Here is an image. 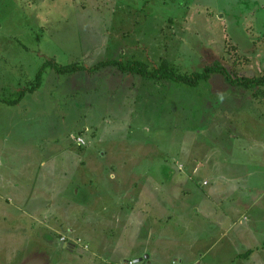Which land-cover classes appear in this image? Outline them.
<instances>
[{"label": "rangeland", "instance_id": "rangeland-1", "mask_svg": "<svg viewBox=\"0 0 264 264\" xmlns=\"http://www.w3.org/2000/svg\"><path fill=\"white\" fill-rule=\"evenodd\" d=\"M51 59L151 68L167 60L184 72L219 61L255 75L264 69V0H0V264H132L143 248L151 257L133 264H264V165L252 163L245 177L241 160L264 155V88L231 85L221 73L191 86L112 65L90 74L47 67L40 88L3 101ZM223 155L230 161L218 179L208 165ZM150 181L171 188L174 201L200 204L203 218L228 210L225 222L200 219L182 240L183 221L161 223L143 205L133 234L151 235L121 241L130 225L118 220L120 196ZM49 185L61 189L50 203L39 188ZM27 188L35 197L22 206L16 192ZM251 222L263 235L246 231ZM244 247L254 255L240 260Z\"/></svg>", "mask_w": 264, "mask_h": 264}, {"label": "crops", "instance_id": "crops-1", "mask_svg": "<svg viewBox=\"0 0 264 264\" xmlns=\"http://www.w3.org/2000/svg\"><path fill=\"white\" fill-rule=\"evenodd\" d=\"M87 73L90 74V72H87ZM30 111L36 112L35 110H30ZM16 150H17V152L20 151L19 153H22V154L25 153L24 150H21V149L19 150V146L16 147ZM10 153H13V152H10ZM217 157H218L217 159H219L218 162L209 164L208 167L210 169V172L216 173L215 177L220 179V178H222L221 175H223V176L225 175V172H224V174H222L220 172V168L222 166H224L227 162L230 161V157L224 156V155L221 156L222 158H219L220 156H217ZM204 159L205 158H203V160ZM208 160L214 161V159L212 157L209 158ZM241 160L244 161L242 166H243L245 177H247V175L252 172L251 171V168L253 166L252 163L256 162L255 164L258 168H260L264 165L262 162V161H264V155L261 158H259L258 154L257 155H245L243 158H241ZM9 161H13V162L23 166L22 162L19 163V161H25V159H24L23 155H21V159H19L17 156L14 155L11 158H9ZM260 162L262 164L261 166L259 165ZM0 164H1V160H0ZM206 166H207V162H206V164L205 163L203 164V167L206 168ZM227 167L229 168V166H227ZM162 171H165V170L162 169ZM192 172H194V170H192ZM259 173H262V172L260 171ZM192 174H195V173H192ZM150 182L152 184L151 186H144V185H140L139 182H135V184L132 186V188H129L125 192L124 195L120 196V197H122V200H121L122 203L120 204V210H123L124 213L119 212V214L117 215L118 220L120 221V223L123 221V219L125 221H128L130 228H129L127 235H125L124 239H121L122 238V236H121V237H118V240L121 239V241L125 240V241L131 242L132 239H134L138 235H144V234L145 235L148 234V236L151 235V231L148 229H143L138 235L133 234V229L136 227L135 226V222H137L136 220L140 217V215L145 217L144 212L141 209V207H143V205L145 208L147 207V209L150 208L155 213L154 218L159 220V222H161V223H163V222L168 223V222L173 221V220H176L178 222L183 221L184 222V226L182 227L183 233H182V235L178 234L179 238L182 240H185V237H189V236H185V229L191 228V232H193L195 227L196 226L198 227L200 225V221H199L200 219L205 220V221L215 220L216 222L218 219L220 221L225 222V220L227 218L226 213L228 210L222 211L223 214L225 215L224 218L214 216V214L211 215V216H214L211 219H208L206 215H205V218H203L204 216H202L201 213H203L204 210H203V212H200L202 209L200 204H198L197 202H192V200H190V199H181L178 201H174L173 197L171 196V192H172L171 188L167 187L166 190L159 191V189L156 188L155 183H153L152 181H150ZM162 183H164V182H162ZM203 184H204V181H203ZM208 184H209V182H207L205 185H208ZM49 187L50 188H48V189H45L43 187H39V188L43 192V195H44L43 198H44L45 202L48 201L50 203V201L52 199V195L55 193L57 196V194L61 192V189H58V188L52 189L51 188V187H53L52 185H49ZM139 188H141V190H138ZM249 189L251 190L252 188H249ZM180 191H182L183 194L186 195L187 192L190 191V189L182 188V190H180ZM16 194L22 195L21 200H24V202L21 201V202H23L22 206H27V203H29V201L33 197H35L33 195L32 188H27L25 191L20 189L16 192ZM46 196H48V197H46ZM246 197L247 196H245V198ZM179 202H181V203H179ZM237 204H241V203L238 202ZM32 208L34 210H39L38 208H35V205H33ZM211 209L213 210V213H216L217 206L214 205V206H212ZM127 212H128V214L126 216ZM246 212L247 211H244L242 215H244ZM163 213H166L164 216L169 217L168 221H162V219H159L160 217L163 218ZM174 215H176L175 218H174ZM146 218H148V216ZM146 222H148V221H145L144 223H146ZM156 222H158V221H156ZM244 225L246 227V231H248L250 233L253 232L254 237L257 238V236L259 234L263 235V232L256 227V226H258L257 223H255V222L246 223V224L244 223ZM120 226H121V224H120ZM156 238H157V240L161 239V237L159 238L158 236ZM249 250H250V248L246 249L244 247V249L241 252H238L236 254V256L239 255L238 257L240 260L241 259H247V258L251 257L252 255H254V253L249 254ZM147 252L148 251L146 248H143L142 250H133V253L131 254V256H134V258H137V257L142 256V254L146 253L145 256L150 258L151 254H149ZM153 255L159 261L165 259L163 257H158V255L155 253V251L153 252ZM179 256H180L179 259H176V260L179 261L180 263H182L184 260L183 256L182 255H179ZM200 256L204 257V253L201 251H198L196 257H200ZM113 257L115 259L117 258V256L116 257L113 256ZM248 260H250V259H248Z\"/></svg>", "mask_w": 264, "mask_h": 264}, {"label": "trees", "instance_id": "trees-1", "mask_svg": "<svg viewBox=\"0 0 264 264\" xmlns=\"http://www.w3.org/2000/svg\"><path fill=\"white\" fill-rule=\"evenodd\" d=\"M228 47H230V50H234V53L237 54V46L228 45ZM230 50L229 52H231ZM244 57L245 59L247 58V56ZM107 65L116 66L120 71L124 73L139 74L146 78L173 80L191 86H197L202 80L209 79L214 73H221L224 75L225 80L231 85L242 86L250 89L264 88V69L260 73L251 76L232 74V72L219 61H214L212 64L206 65L202 70L199 71L184 72L179 70V68L177 69L176 66L170 64V62L167 60H163L160 65L151 68L147 62L136 59L127 61H123L120 59L102 60L89 67L78 62L70 64H59L51 59L43 63L41 69H39V71L36 73L35 80L31 86L20 91L16 99L3 101L9 104H16L22 99L27 91L32 92L40 88L43 81L44 70L47 67L53 68L57 73L65 74L74 73L85 69H87L89 72H92L102 66ZM1 100L2 99H0V101Z\"/></svg>", "mask_w": 264, "mask_h": 264}, {"label": "water", "instance_id": "water-1", "mask_svg": "<svg viewBox=\"0 0 264 264\" xmlns=\"http://www.w3.org/2000/svg\"><path fill=\"white\" fill-rule=\"evenodd\" d=\"M145 257H147V256H145ZM142 259H143V257H137V258H135V259L133 260V262H134V263H137V262H139V261H142Z\"/></svg>", "mask_w": 264, "mask_h": 264}, {"label": "built area", "instance_id": "built-area-1", "mask_svg": "<svg viewBox=\"0 0 264 264\" xmlns=\"http://www.w3.org/2000/svg\"><path fill=\"white\" fill-rule=\"evenodd\" d=\"M78 140L81 141V142L83 141L81 138H78ZM81 144H82V143H81ZM84 144H85V143H84ZM131 263L133 264L134 262H131Z\"/></svg>", "mask_w": 264, "mask_h": 264}]
</instances>
